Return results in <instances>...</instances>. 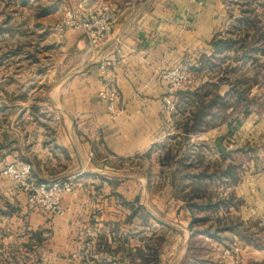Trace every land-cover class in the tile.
<instances>
[{
    "label": "crops",
    "instance_id": "obj_1",
    "mask_svg": "<svg viewBox=\"0 0 264 264\" xmlns=\"http://www.w3.org/2000/svg\"><path fill=\"white\" fill-rule=\"evenodd\" d=\"M249 1L264 7V0ZM84 2L92 9L112 6L120 20L98 46L83 31L64 34L65 55L55 66L64 75L53 86L50 106L18 108L0 98L1 241L17 236L11 244L17 251L25 247L30 263L35 255L40 264H138V250L148 252L157 210L186 232L183 252L200 226L213 238V220L264 225V10L247 12L248 0ZM234 20L250 24L240 26L237 37L230 28ZM215 38L234 43L222 66L243 68L239 89L247 91L242 99L222 83L218 94L233 106L215 110L204 131L185 134L190 110L163 109L161 76L174 67L190 71L203 58L219 64L212 57ZM246 50L248 57L242 56ZM209 76L213 82L219 77L211 71L195 75L194 89ZM111 84L119 91L113 114L101 98ZM218 137L227 154L215 145ZM168 153L178 157V167L165 162ZM7 161L29 164L30 181L70 182L64 214L31 208L25 192L1 174Z\"/></svg>",
    "mask_w": 264,
    "mask_h": 264
},
{
    "label": "rangeland",
    "instance_id": "obj_2",
    "mask_svg": "<svg viewBox=\"0 0 264 264\" xmlns=\"http://www.w3.org/2000/svg\"><path fill=\"white\" fill-rule=\"evenodd\" d=\"M81 2L84 0H0V31L3 30V34L0 35V98H4L8 104L16 103L18 108L39 106L47 109L50 106L49 96L53 86L64 75L63 67H55L60 65L65 55L62 41L67 31H61L60 24L66 11L75 8ZM246 5L249 13L256 9L264 10L263 6L258 7L253 1L248 0ZM240 26L245 28L250 24L246 20L232 21L230 28L235 37L238 36L236 32ZM236 69L233 71L231 67L228 68V74L234 82L240 81L239 76L243 75V68ZM189 72L200 78L205 76L204 72ZM246 81L248 82L246 79L243 80L244 84ZM22 95H26L25 101L18 100ZM13 98L17 100H11ZM231 103L233 104L232 101ZM14 115L15 112L10 117ZM27 117L30 115H26V120ZM1 121L3 118H0ZM11 162L7 161L3 165L1 170L3 176L4 168ZM165 162L169 167L171 165L178 167V157L168 158L166 154ZM175 176H178V172ZM153 213L150 218L149 236L152 237L150 244H158L155 246H160L161 249L158 264H264L263 223L262 226L253 225L252 222L238 226L239 221L234 217L233 220L230 219V223L228 222L229 226L226 221L224 225L213 220L214 227L210 229L213 238L200 232L207 229L206 226H200L195 230L186 252H183L186 232L178 227V222L174 219L167 221L166 212L161 213L157 210ZM141 217L142 212L136 222H140ZM163 220L174 225L158 222ZM227 226L230 228L224 231ZM6 230L10 233V226H7ZM201 234L204 236H199ZM14 237H7L3 242L0 239V264H40L39 255V257L34 255L31 258L33 262L30 263L29 258L23 254L26 252L25 247L23 251H17L19 246L11 244ZM140 262L138 264H141Z\"/></svg>",
    "mask_w": 264,
    "mask_h": 264
},
{
    "label": "built area",
    "instance_id": "obj_3",
    "mask_svg": "<svg viewBox=\"0 0 264 264\" xmlns=\"http://www.w3.org/2000/svg\"><path fill=\"white\" fill-rule=\"evenodd\" d=\"M120 20L119 11L106 5L92 9L85 2L75 8L68 9L60 24L61 31H83L93 46L100 45L113 31ZM103 65L102 69L105 70ZM161 79L164 82L165 94L162 98L163 109L171 114L178 113L179 92L195 88V75L189 71L174 67L165 70ZM101 98L106 102L107 110L116 112V103L119 100V91L114 85H108L102 92ZM4 176L10 178L26 194L28 204L33 209H41L53 215L64 214L62 199L64 194L73 190V185L66 181L53 183L30 181L31 166L11 163L3 170Z\"/></svg>",
    "mask_w": 264,
    "mask_h": 264
},
{
    "label": "trees",
    "instance_id": "obj_4",
    "mask_svg": "<svg viewBox=\"0 0 264 264\" xmlns=\"http://www.w3.org/2000/svg\"><path fill=\"white\" fill-rule=\"evenodd\" d=\"M233 44L234 43L232 42V40L228 38H215L212 42V45L215 49L214 55H212V57L215 58L217 62L219 61V64L211 62V58H203L199 67H192L190 69V71H192L193 73L204 72L207 76L208 71H211L212 73H216L219 77L216 82H213L212 79L215 76H209V81L205 82L203 85L197 87L196 89H186L179 92L178 110L183 114L184 112L190 110V115L185 117L184 124L182 125V129L185 134L199 133L204 131L212 125V113L215 110L223 108L227 109L229 105L230 107L233 106V104L231 105L227 103L226 100L224 101L225 98L221 97L218 94L219 87L222 83L227 82L232 85L230 95L236 94L240 98H244L242 93L244 91H247V89H245L244 91H240L237 86L239 81L232 82L230 80L231 76L228 74L229 67L223 68L222 66L224 59H226L224 58V56L228 53V51L232 49ZM238 52L239 49L237 48L235 50V59L238 58ZM249 53L250 52H248L247 50L243 51L242 56L248 57ZM262 54L264 55V50L262 51ZM216 68L219 69L216 70ZM231 68L233 71L237 70V67ZM167 157L170 158L171 155L168 153ZM231 175L234 178L233 172ZM202 196H205L204 192ZM191 198V196H188L187 201L190 202ZM135 213L136 212L134 211L133 215H135ZM189 228L192 230L191 224L189 225ZM151 240L152 237L150 238V241ZM152 245L153 244H148V252L143 253L142 250H138V256L141 258V264H158L161 249L160 246H155L158 244H155L153 246Z\"/></svg>",
    "mask_w": 264,
    "mask_h": 264
},
{
    "label": "water",
    "instance_id": "obj_5",
    "mask_svg": "<svg viewBox=\"0 0 264 264\" xmlns=\"http://www.w3.org/2000/svg\"><path fill=\"white\" fill-rule=\"evenodd\" d=\"M215 145L220 149L223 154H227L229 152L223 144V137H218L215 140Z\"/></svg>",
    "mask_w": 264,
    "mask_h": 264
}]
</instances>
